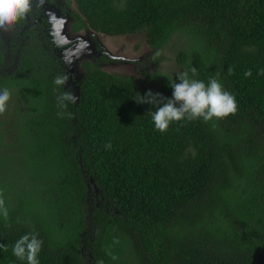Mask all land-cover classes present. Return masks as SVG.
I'll list each match as a JSON object with an SVG mask.
<instances>
[{
	"label": "trees",
	"instance_id": "trees-1",
	"mask_svg": "<svg viewBox=\"0 0 264 264\" xmlns=\"http://www.w3.org/2000/svg\"><path fill=\"white\" fill-rule=\"evenodd\" d=\"M73 3V33H143L152 55L171 45L181 73L195 67L205 83L219 74L238 108L162 133L147 114L154 108L134 100L150 90L87 62L72 118H60L64 87L53 79L68 71L66 61L35 36L20 37L13 74H0V88L12 93L0 115L9 213L0 217L8 247L0 264H26L12 246L31 232L43 241L39 264H264V0ZM4 56L0 38V65ZM89 180L97 189L91 208Z\"/></svg>",
	"mask_w": 264,
	"mask_h": 264
},
{
	"label": "clouds",
	"instance_id": "clouds-1",
	"mask_svg": "<svg viewBox=\"0 0 264 264\" xmlns=\"http://www.w3.org/2000/svg\"><path fill=\"white\" fill-rule=\"evenodd\" d=\"M32 7V0H0V30L7 31L19 21L24 20L28 13L31 12ZM71 52H75L73 47ZM75 54L78 53L76 52ZM160 55L161 53L156 51L151 59L155 60ZM68 62L70 63V61ZM66 65L68 66L67 63ZM232 72L233 69L229 68L228 73L231 74ZM189 73H191V76ZM260 74H264V72ZM196 75L197 69L190 67L177 76L178 83L173 80L170 81L169 86L172 88V97L170 99L164 98L159 93L154 94L151 91L144 96L136 94L134 100L137 103L149 104L154 108V111H149L147 114L151 116L152 123L157 131L166 132L170 124L174 122L197 119L209 122L214 119H224L236 113L238 108L236 98L232 93L224 89L218 78L219 74L210 77L207 83L194 79ZM251 75V70H247L244 73L245 78ZM68 79L67 74H58L53 79V83L56 86L64 87V90L57 97V107L61 109L57 115L60 118L65 116L72 118V113L67 111L68 106L77 104L79 99L71 90H65ZM11 95L12 93L8 88H0V115L6 112ZM105 147L110 148L111 144H106ZM89 183H93V180H89ZM8 216L4 192L0 189V217L7 220ZM113 243L118 244L119 240L115 239ZM42 244L43 241L38 239L37 233L24 234L14 242L12 255L18 260L26 262V264H39L38 255ZM0 249L5 252L8 251V247L4 244H0ZM109 256L112 260L118 259L117 256L111 253H109ZM97 264H104V262L99 260Z\"/></svg>",
	"mask_w": 264,
	"mask_h": 264
},
{
	"label": "rangeland",
	"instance_id": "rangeland-1",
	"mask_svg": "<svg viewBox=\"0 0 264 264\" xmlns=\"http://www.w3.org/2000/svg\"><path fill=\"white\" fill-rule=\"evenodd\" d=\"M59 1L60 4L63 5V14L65 12L69 13L70 15L74 13L76 7L73 3V0H66V10H64V0ZM43 6H45V15L48 21L52 24L53 33L57 37L58 44L65 46V50H67L68 44L79 42L78 45H75L79 46L82 51L80 60H75L71 53H68L66 57L68 69L74 67L73 69L76 71L75 78L79 79L83 76L82 70L77 66V61H89L90 64H98L100 66L99 69L103 72L122 78H131L139 87H145L146 89L157 92L162 96H164L168 91L165 85L167 79L179 82L177 76L181 73V69L179 66H177L175 61V52L177 50L172 48L171 45L162 51L161 55L159 56V60L154 63L150 59L152 53L145 42V36L143 33L124 36H106L86 29L79 31L78 35H73V33V36H71V21L68 20L69 18L63 15L59 16L58 11H47V8H51V6L47 5V2L44 3L42 1V7ZM22 21L23 20L18 22L20 26L22 25ZM18 23L13 25L7 31L0 30V38L4 43L3 52L6 63L11 56L8 55L10 51L9 46L11 44L12 35H14L16 31ZM68 40L71 41L68 42ZM89 42H95V44H91L90 49ZM97 50L101 53H99ZM100 55H103V57L109 59V62H101L100 58L99 61H90L93 59H98ZM68 61H70V63ZM0 68V72H3L7 70L8 66ZM156 73L158 75L155 76V80H150L149 77ZM94 193L96 195L97 189L93 183H89L88 199H90V202L88 205L90 208L91 205H93L92 198L95 196ZM95 205H97V203H95ZM89 212L90 210H88V213Z\"/></svg>",
	"mask_w": 264,
	"mask_h": 264
},
{
	"label": "flooded vegetation",
	"instance_id": "flooded-vegetation-1",
	"mask_svg": "<svg viewBox=\"0 0 264 264\" xmlns=\"http://www.w3.org/2000/svg\"><path fill=\"white\" fill-rule=\"evenodd\" d=\"M42 1L44 3L47 2L48 6H51V8H47L46 10H51V11H58V15L61 16H65L67 18H69L68 20L71 21L72 24V20L73 18L70 16L69 13L65 12L64 14L62 13V9H63V5L60 4L59 0H32V10L31 12L28 13L27 17L22 21V25L20 26V24L18 23V26L16 27V31L14 33V35H12V39H11V44L9 46V53L8 55H11L9 57V60L5 61V56H4V62L2 63V65H0V67H6L8 66L6 71L0 72V74H13L16 66H17V58L16 56L19 54L20 52V37H21V41L22 44L24 43V41L28 40L29 42L32 40V38L35 36V38H37L39 40L40 43H42L43 47L47 50V54L50 55H54V58H59L61 60H65L66 61V57L68 55V53H71L72 55L75 54V52H71L72 47L75 48V50L80 49L78 45L79 42H74L73 44H69L67 46L68 51L66 52L65 50V46L58 44V42H56L55 38L56 36L53 33V27L52 24L48 21L46 15H45V9L43 6L42 7ZM64 10L67 9V1L64 0ZM71 29V28H70ZM82 30H86V29H82ZM70 32V31H69ZM71 36L73 35H78V33H74L71 31L70 32ZM73 34V35H72ZM31 35V36H29ZM77 44V45H75ZM91 44H95L89 42V48H91ZM2 46L4 47V43L2 41ZM49 48H53L52 52H49ZM97 49V48H96ZM100 49V48H99ZM98 51V50H97ZM99 53H101L100 51H98ZM13 53V55H12ZM94 53V52H93ZM63 54V55H61ZM56 55V56H55ZM79 54H75V58L78 56ZM101 62H109L107 58L103 57V55H101L100 57H98V59H93L90 61H95L98 60ZM80 60V58H77ZM76 59V60H77ZM78 64V68H80L83 72V76L79 79L75 78L76 76V71H74V67L71 69H68V71L65 73L68 75L69 79L67 82V87L70 90V87L68 85H70L71 91L73 92L74 95H76L78 97L79 95V91L76 88L80 83V81L82 80V78L84 77V70H83V63H89V61H77ZM82 64V65H81ZM92 65H94L92 63ZM98 65V64H97ZM99 66V65H98ZM100 67V66H99ZM1 69V68H0ZM79 73V71H78Z\"/></svg>",
	"mask_w": 264,
	"mask_h": 264
},
{
	"label": "water",
	"instance_id": "water-1",
	"mask_svg": "<svg viewBox=\"0 0 264 264\" xmlns=\"http://www.w3.org/2000/svg\"><path fill=\"white\" fill-rule=\"evenodd\" d=\"M73 49H75V48L73 47ZM89 49H90V48H89ZM76 52L79 54L76 58L74 57L75 54L72 55V57L75 58V60H76L77 58H80V57L82 56V55H81V53H82L81 49L75 50V53H76Z\"/></svg>",
	"mask_w": 264,
	"mask_h": 264
}]
</instances>
